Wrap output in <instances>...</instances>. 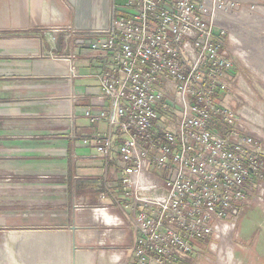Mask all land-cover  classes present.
Instances as JSON below:
<instances>
[{"label":"built area","instance_id":"built-area-1","mask_svg":"<svg viewBox=\"0 0 264 264\" xmlns=\"http://www.w3.org/2000/svg\"><path fill=\"white\" fill-rule=\"evenodd\" d=\"M245 10L244 0H121L106 29L80 34L88 38L80 48L100 61L91 76L109 102L85 109L107 130L82 143L109 163L119 140L137 264H176L195 252V241L233 225L262 180L258 141L223 105L233 67L229 21ZM114 185L107 175L105 192L113 195Z\"/></svg>","mask_w":264,"mask_h":264},{"label":"crops","instance_id":"crops-1","mask_svg":"<svg viewBox=\"0 0 264 264\" xmlns=\"http://www.w3.org/2000/svg\"><path fill=\"white\" fill-rule=\"evenodd\" d=\"M120 2L2 0L0 5V180L7 186L6 172L15 174L14 191H0L6 195L0 221L21 228L11 235L22 264H137L130 199L120 183L119 140L109 163L93 144L82 143L107 130L106 120L92 122L85 109L96 113L109 102L91 76L100 61L80 48L88 40L80 34L106 29ZM241 90L238 100L233 97L239 111L232 110L246 121L237 126L258 141L264 160V107L259 100L248 110ZM227 93L223 102L229 104ZM107 175L115 183L113 195L104 190ZM248 199L240 213L241 240L255 247L256 240L264 242V193ZM12 200L16 212L10 216ZM209 237L194 242L195 252ZM195 252L182 254L176 264L192 260Z\"/></svg>","mask_w":264,"mask_h":264},{"label":"rangeland","instance_id":"rangeland-1","mask_svg":"<svg viewBox=\"0 0 264 264\" xmlns=\"http://www.w3.org/2000/svg\"><path fill=\"white\" fill-rule=\"evenodd\" d=\"M244 1L247 10H245V16L239 14L229 21L230 27L226 37L228 39L227 47L230 48L233 56V70L228 76L231 82L230 90L227 93L229 104L226 100L223 105L228 109L236 107L237 112L239 111L238 102L233 97L236 100L239 99L237 96L240 88L242 89L240 92L244 94L243 99L245 101L242 104H246L245 107L248 110L249 105L255 107L258 105L257 102L259 100L261 101V106L264 107V0ZM1 3L2 0H0V5ZM14 4L16 5L17 3ZM240 11L241 9L237 12ZM231 73H233L232 76ZM244 79L246 83H243ZM235 92L237 93L235 94ZM239 116L242 121H246V119L241 117L240 113ZM248 122L250 123L249 120ZM262 170V180L252 184V197H259L264 193V168ZM6 174V179H8L7 186H5L4 181L0 180V191L6 189L8 192H13L15 174L13 170L7 171ZM9 179L12 181L10 180V182ZM260 184H262V187ZM5 196V194L3 196L0 193V217L2 207L6 204ZM8 197L10 198L11 196ZM15 204L16 202L13 200L8 201L10 216L15 211L14 209L12 210ZM242 208L233 225L231 222H226V224L219 226V232L213 234L212 238L209 237L205 240V247H201L200 250L196 251L192 260L185 262V264H264V258H260V253H264V242L258 243L256 240L254 247V242L244 243L241 240L243 232L239 226V221L242 216L240 215ZM252 209L251 217L257 220L259 218L257 215L258 208L252 205ZM20 229L17 225H13L12 228L3 227L0 221V264H22L20 258L14 256L18 242L16 241L17 238L11 235L14 231ZM261 249L263 251H260Z\"/></svg>","mask_w":264,"mask_h":264},{"label":"bare ground","instance_id":"bare-ground-1","mask_svg":"<svg viewBox=\"0 0 264 264\" xmlns=\"http://www.w3.org/2000/svg\"><path fill=\"white\" fill-rule=\"evenodd\" d=\"M237 16V15H236ZM234 19V18H233Z\"/></svg>","mask_w":264,"mask_h":264}]
</instances>
